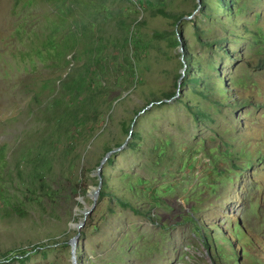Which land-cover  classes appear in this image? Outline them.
Masks as SVG:
<instances>
[{"label":"rangeland","instance_id":"rangeland-1","mask_svg":"<svg viewBox=\"0 0 264 264\" xmlns=\"http://www.w3.org/2000/svg\"><path fill=\"white\" fill-rule=\"evenodd\" d=\"M74 235L75 264H264V0H0V264Z\"/></svg>","mask_w":264,"mask_h":264},{"label":"water","instance_id":"water-1","mask_svg":"<svg viewBox=\"0 0 264 264\" xmlns=\"http://www.w3.org/2000/svg\"><path fill=\"white\" fill-rule=\"evenodd\" d=\"M179 84V80L177 81V85ZM130 134V130L128 131ZM120 147H116L113 149H109L107 150L104 155L102 156V158L100 159V162L96 168V172H98L101 169L102 164L105 162L106 158L113 153L114 151L118 150ZM96 193V189L94 190V193L92 195V197L95 196ZM90 209V207L84 211H82L83 214H85L88 210ZM80 224H77L76 227H78ZM77 235V234H76ZM76 235L72 236L71 239L69 240V244H70V253H71V262L72 264H75V256H74V244H75V239H76Z\"/></svg>","mask_w":264,"mask_h":264},{"label":"trees","instance_id":"trees-1","mask_svg":"<svg viewBox=\"0 0 264 264\" xmlns=\"http://www.w3.org/2000/svg\"><path fill=\"white\" fill-rule=\"evenodd\" d=\"M220 1H222V0H219V2ZM158 12L161 14V15H163V16H166V17H174L173 19H174V21L176 22V21H178L181 17L179 16V13H169V12H166V11H164V10H162V9H160V10H158ZM176 40V39H175ZM176 42H177V40H176ZM165 95V97L167 98V99H170V98H172L174 95H175V92H173V91H171V92H169L168 94H164ZM149 102H151V100L149 101ZM121 204H123V205H126L127 204V202H125V201H123V202H121V201H119ZM136 212H138V210H135Z\"/></svg>","mask_w":264,"mask_h":264}]
</instances>
